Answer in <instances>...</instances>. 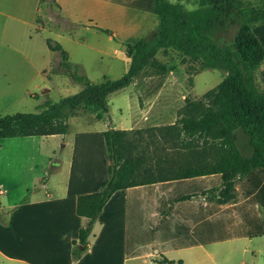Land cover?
<instances>
[{"label": "crops", "instance_id": "0c3cea01", "mask_svg": "<svg viewBox=\"0 0 264 264\" xmlns=\"http://www.w3.org/2000/svg\"><path fill=\"white\" fill-rule=\"evenodd\" d=\"M46 2L57 7L70 28L54 30L57 38L73 41L81 31L103 32L97 21L103 0ZM44 5L41 0H0V117L23 113L51 92L47 79L57 53L49 49L39 24ZM63 50L70 62V51ZM260 71L264 89V64ZM112 128L109 123L107 130ZM107 130L76 135L73 143L70 125L66 135L0 140V186L9 193L6 204H0V264H170L156 262L158 257L178 264L165 256L168 242L185 249L264 237V170L256 169L236 182L237 200L223 205L202 197L178 201L221 187L219 174L116 192L93 229L88 250L74 261L73 244L88 221L77 214V200L103 191L109 180L103 151ZM52 141L51 150H44L41 143ZM70 146L68 156L57 153ZM45 177L48 181L41 183Z\"/></svg>", "mask_w": 264, "mask_h": 264}, {"label": "trees", "instance_id": "16d2710c", "mask_svg": "<svg viewBox=\"0 0 264 264\" xmlns=\"http://www.w3.org/2000/svg\"><path fill=\"white\" fill-rule=\"evenodd\" d=\"M258 1L260 5L252 6L245 0H199L198 9L187 11L169 0H154L158 27L150 37L126 46L128 73L116 80L105 78L98 84L80 74L79 67L69 62L67 52L48 40L49 49L61 57L58 71L68 74L83 89L56 103H46L40 113L0 117V140L66 135L69 119L80 108L102 121L109 112V96L131 86L161 50L177 51L202 69L226 73L223 81L205 95V102H187L183 129L194 140L184 143L182 149L192 157L168 162L165 173L150 174L153 169L133 157L136 140L131 139L132 133L114 129L104 133L109 180L103 191L77 200V214L88 221L80 230L79 241L73 244L74 261L88 250L98 219L118 191L219 174L221 187L183 196L178 201L202 197L223 205L237 200V181L256 169L264 170V89L258 84L264 46L254 33L256 26L264 24V0ZM231 30H236L234 38L222 39V34ZM47 181L45 177L41 183Z\"/></svg>", "mask_w": 264, "mask_h": 264}, {"label": "rangeland", "instance_id": "374dc122", "mask_svg": "<svg viewBox=\"0 0 264 264\" xmlns=\"http://www.w3.org/2000/svg\"><path fill=\"white\" fill-rule=\"evenodd\" d=\"M169 1L183 6L187 11L199 8V0ZM44 3L39 18L40 27L45 30L43 36L69 50L72 55L70 63L76 65L75 61H79L77 66L80 74L88 77L94 84L102 82L105 78L116 80L126 75L130 68L126 46L135 45L150 37L158 27L154 0H103V15L97 18L103 32L81 31L73 40L80 42L77 44L55 36L54 30L68 31L70 28L62 21L57 7L52 2ZM245 4L258 6L260 2L245 0ZM235 33L236 30H231L221 37L231 41ZM254 33L264 42V24L256 26ZM60 61L61 57L56 54L47 79L51 92L41 96V101H33L23 113H40L46 103H56L83 89V86L75 83L68 74L58 71ZM261 74L260 71L259 75ZM225 75L226 73L219 69H202L199 63L182 57L177 51L161 50L155 62L140 75L138 81L136 79L128 88L109 96V112L104 115L102 122L94 121L93 115L82 108L71 116L68 122L72 130L71 143L76 135L96 133L100 129L107 130L111 123L114 130L133 134L131 139L136 140L133 157L140 158L144 166L151 167L153 173L150 174L165 173L168 162L191 156L182 149L184 143L194 140V136L191 137L183 129L184 108L187 102H205V95L216 88ZM170 128H175V131H169ZM103 142L104 160H108L104 138ZM41 144L44 150H51L56 141ZM80 145L82 146L81 143ZM70 152L72 146L57 151L64 156H68ZM96 153L99 161V146ZM93 154L95 155V151ZM0 191V204L4 205L9 193L1 186ZM173 244L168 242L169 249L165 256L176 263L264 264V237L255 238L252 242L220 241L185 249H176ZM156 262L165 263V260L158 257Z\"/></svg>", "mask_w": 264, "mask_h": 264}]
</instances>
